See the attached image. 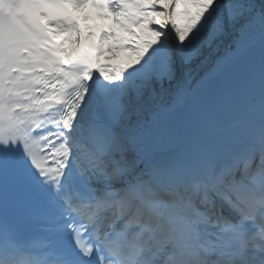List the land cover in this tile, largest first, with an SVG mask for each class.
Returning <instances> with one entry per match:
<instances>
[{"label": "snow or ice", "instance_id": "obj_1", "mask_svg": "<svg viewBox=\"0 0 264 264\" xmlns=\"http://www.w3.org/2000/svg\"><path fill=\"white\" fill-rule=\"evenodd\" d=\"M0 264H264V0H0Z\"/></svg>", "mask_w": 264, "mask_h": 264}]
</instances>
